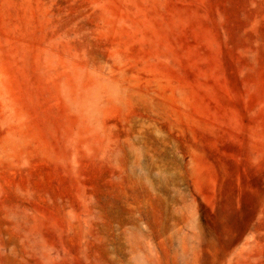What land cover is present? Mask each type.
<instances>
[{
    "label": "rangeland",
    "instance_id": "obj_1",
    "mask_svg": "<svg viewBox=\"0 0 264 264\" xmlns=\"http://www.w3.org/2000/svg\"><path fill=\"white\" fill-rule=\"evenodd\" d=\"M0 264H264V0H0Z\"/></svg>",
    "mask_w": 264,
    "mask_h": 264
}]
</instances>
